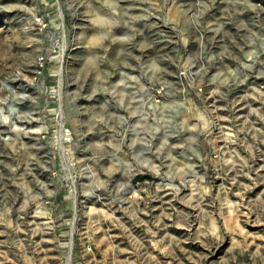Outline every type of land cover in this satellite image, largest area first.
Returning <instances> with one entry per match:
<instances>
[{"label":"rangeland","instance_id":"obj_1","mask_svg":"<svg viewBox=\"0 0 264 264\" xmlns=\"http://www.w3.org/2000/svg\"><path fill=\"white\" fill-rule=\"evenodd\" d=\"M255 51L264 0H0V264H264Z\"/></svg>","mask_w":264,"mask_h":264},{"label":"built area","instance_id":"obj_2","mask_svg":"<svg viewBox=\"0 0 264 264\" xmlns=\"http://www.w3.org/2000/svg\"><path fill=\"white\" fill-rule=\"evenodd\" d=\"M258 58H262L261 59V62H264V56L263 57H260V52L259 51H255L254 53H252L248 58L247 60L250 61V60H257ZM260 88H264V84L261 83L260 84Z\"/></svg>","mask_w":264,"mask_h":264},{"label":"bare ground","instance_id":"obj_3","mask_svg":"<svg viewBox=\"0 0 264 264\" xmlns=\"http://www.w3.org/2000/svg\"><path fill=\"white\" fill-rule=\"evenodd\" d=\"M0 110H1V109H0ZM4 116L7 117V115H5V114H4ZM194 124H196V123H194ZM196 125H197V124H196ZM196 125H194V126L197 127ZM192 134H193V133H192ZM196 137H197V136H196Z\"/></svg>","mask_w":264,"mask_h":264}]
</instances>
